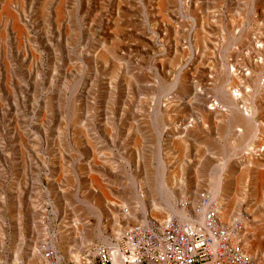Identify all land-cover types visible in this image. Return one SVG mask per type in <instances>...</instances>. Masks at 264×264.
I'll list each match as a JSON object with an SVG mask.
<instances>
[{
    "label": "rangeland",
    "instance_id": "obj_1",
    "mask_svg": "<svg viewBox=\"0 0 264 264\" xmlns=\"http://www.w3.org/2000/svg\"><path fill=\"white\" fill-rule=\"evenodd\" d=\"M162 177L264 264V0H0V264L79 255Z\"/></svg>",
    "mask_w": 264,
    "mask_h": 264
},
{
    "label": "built area",
    "instance_id": "obj_2",
    "mask_svg": "<svg viewBox=\"0 0 264 264\" xmlns=\"http://www.w3.org/2000/svg\"><path fill=\"white\" fill-rule=\"evenodd\" d=\"M238 231L237 223L229 226L207 210L202 222L171 218L129 227L119 239L83 253L79 261L60 259L50 247L42 254L46 264H254L234 241Z\"/></svg>",
    "mask_w": 264,
    "mask_h": 264
},
{
    "label": "bare ground",
    "instance_id": "obj_3",
    "mask_svg": "<svg viewBox=\"0 0 264 264\" xmlns=\"http://www.w3.org/2000/svg\"><path fill=\"white\" fill-rule=\"evenodd\" d=\"M6 3H4V6H5ZM258 4V3H257ZM178 5V4H177ZM3 8V7H2ZM9 12V11H8ZM13 14V13H12ZM14 15V14H13ZM12 16V15H11ZM15 26V25H14ZM16 28V27H15ZM16 30V29H15ZM3 35V34H2ZM20 37V36H19ZM19 40V38H18ZM190 53V52H189ZM256 54V53H255ZM108 60V59H107ZM6 61V60H5ZM5 63V62H4ZM7 63V62H6ZM6 65V64H5ZM250 66V65H249ZM257 71V70H256ZM261 71V70H260ZM259 69H258V72H260ZM229 72V71H228ZM132 74V73H131ZM229 74V73H228ZM256 74V73H255ZM259 74V73H258ZM259 76L257 77H253V82L255 84V82H257V79H258ZM181 78V77H180ZM181 81V79H180ZM250 85V84H249ZM181 86V84H180ZM185 87V86H184ZM188 87V86H187ZM234 88V87H233ZM187 89V88H186ZM258 89V88H257ZM190 90V88H189ZM259 90V89H258ZM173 91V90H172ZM186 94V93H185ZM260 94V93H259ZM197 95V94H196ZM229 96V102L230 104H234V101L232 99V97H230V94H228ZM198 98V97H197ZM228 98V97H227ZM197 101V100H196ZM238 103V102H237ZM213 106V105H212ZM237 106V105H236ZM194 107V106H193ZM198 107V106H197ZM209 107V106H208ZM251 108V106H250ZM175 109V108H174ZM193 109V108H192ZM162 112V111H161ZM160 112V113H161ZM215 112V111H214ZM239 112V111H238ZM159 113V114H160ZM229 113V112H228ZM237 114V113H236ZM243 114V113H242ZM228 115V114H227ZM158 116V115H157ZM246 116V115H245ZM248 116V115H247ZM235 117V116H234ZM240 117V116H239ZM239 117H236L239 119ZM242 117V116H241ZM218 118V117H217ZM235 118V119H236ZM244 118V117H243ZM140 120V119H138ZM226 121V120H225ZM207 122V121H206ZM238 122V121H237ZM249 122V121H248ZM257 123V122H256ZM219 124V123H218ZM217 124V126H218ZM241 124V122H240ZM243 124V123H242ZM228 125H229V122H228ZM232 125V124H231ZM236 125V123H235ZM209 126V125H208ZM243 126V125H242ZM236 127H240L238 124L236 125ZM257 127V126H256ZM220 129V127H218ZM229 128V126H228ZM244 128V127H243ZM234 130V129H233ZM231 131V130H230ZM248 131V130H247ZM246 131V132H247ZM251 131H253L251 129ZM219 132V131H218ZM233 132V131H232ZM256 132V130L254 131ZM252 132V133H246V137L249 139V140H253L254 137L256 136V134ZM245 133V132H244ZM176 134V133H175ZM182 134V133H181ZM184 134V133H183ZM193 136V135H192ZM86 137V136H85ZM140 137V136H139ZM143 137V136H142ZM171 137V136H170ZM198 137V136H197ZM244 137V136H243ZM243 137H241L243 139ZM137 138V137H136ZM213 138V137H212ZM184 139V138H183ZM204 139V137H203ZM137 140V139H135ZM143 140V139H142ZM207 140V139H206ZM184 141V140H182ZM251 142V141H250ZM142 143V142H141ZM134 144V143H133ZM140 146V145H139ZM142 146V145H141ZM186 147V146H185ZM206 147V146H205ZM58 148V147H57ZM58 151V150H57ZM138 153V152H137ZM140 153V152H139ZM212 154V153H211ZM185 155V154H184ZM138 159V158H137ZM164 159V158H163ZM208 159V157H207ZM96 161V160H95ZM125 161V160H124ZM126 162V161H125ZM210 162V161H208ZM184 163V162H183ZM200 163V162H199ZM206 164V163H205ZM204 164V165H205ZM230 166V165H229ZM166 167V166H165ZM199 167V166H198ZM205 167V166H204ZM167 168V167H166ZM184 168V167H183ZM170 170V169H169ZM167 170V172L169 171ZM203 170V168H202ZM254 170V169H253ZM134 171V170H133ZM172 171V170H171ZM180 171V170H179ZM198 171V170H197ZM207 171V170H206ZM181 172V171H180ZM179 172V173H180ZM189 172V171H187ZM176 173V172H174ZM179 173H176L175 175L179 174ZM183 173V172H182ZM192 173V172H191ZM136 174V173H134ZM161 174V172H160ZM167 174V173H166ZM171 174V173H170ZM181 174V173H180ZM197 174V173H196ZM201 174V173H200ZM227 174V173H226ZM252 174V173H251ZM172 175V174H171ZM191 175V174H190ZM237 175V174H236ZM95 176V175H94ZM93 176V177H94ZM160 176V175H159ZM162 176V175H161ZM163 176H165V173H163ZM181 176V175H180ZM223 172L221 171L219 174H218V177H217V181L220 182V179H223ZM227 177V175H225ZM232 176V175H231ZM167 177V176H166ZM193 177V176H192ZM196 177V176H194ZM199 177V176H198ZM135 178V177H134ZM171 177H169V179H167V182L170 180ZM173 178V177H172ZM176 178V177H175ZM181 178V177H180ZM179 177H178V182L181 180ZM186 178V177H185ZM174 179V178H173ZM180 179V180H179ZM194 179V178H193ZM203 179V178H202ZM230 178H228L229 180ZM94 180V179H93ZM99 180V179H97ZM140 180V179H138ZM137 180V181H138ZM162 180V181H161ZM165 180L166 178L165 177H162L160 179V181L157 183V185L159 186L157 188V192H158V196H159V199L156 200L157 201H154L152 199H150V196L148 197L147 193H148V190L146 189L147 188V184L145 182V180H141L139 182H133L134 179H133V187H134V200H135V203L137 204V206L133 207V209L131 211L127 210V209H122L121 212L119 213L118 215V218L117 219H112L113 222L112 224L110 225L109 229H104L100 226H97V230L92 234L93 238L91 240H88V239H84L83 238V241H82V244L81 246H88L86 248H83L81 250V253H78L77 254H74L73 251L75 250H78L79 247L76 246V243L75 241H72L70 239L71 236H68L65 232H62L61 233V240H62V244H63V248H64V253L63 255L61 253H59L56 249H55V245L54 243H51V245L49 246L51 249H53L54 251H56V253L58 254V256L60 257V259H67V260H75V261H79L81 259V256L83 253H91L93 248L97 245H107V244H110L112 241L114 240H117L120 238L122 232L126 229H128L129 227H133L135 225H149V224H153L155 222H158L159 224H161L162 222L170 219L171 217L172 218H176L178 221H181V222H189V221H197V222H202L203 220V217L206 213V206L201 208L200 206V209L197 210V211H190L188 210L186 207L188 205L187 201V205H181L182 203H184V199L180 200V202L182 201V203L180 204V207L179 206H176L175 204V200H174V195H173V192H171L170 188H168L167 186H169V184L166 186L165 184ZM191 180V179H190ZM195 180V179H194ZM227 180V181H228ZM236 180V179H235ZM95 181V180H94ZM174 181V180H173ZM177 181V180H176ZM192 181V180H191ZM226 181V180H225ZM233 181V180H232ZM171 182V180H170ZM132 183V184H133ZM175 183V182H174ZM173 183V184H174ZM182 183V182H181ZM186 183V182H185ZM194 183V182H193ZM229 183V182H228ZM227 183V184H228ZM96 184V183H95ZM150 184V183H149ZM179 184V183H178ZM239 184V183H238ZM100 185V184H99ZM176 185V183H175ZM184 185V184H182ZM192 185V184H191ZM222 185V184H221ZM172 186V185H171ZM177 186V185H176ZM178 187V186H177ZM188 187V186H186ZM195 187V186H194ZM218 187V185H217ZM126 188V187H125ZM173 188H176V187H173ZM228 188V187H227ZM226 188V189H227ZM178 189V188H176ZM174 189V191L176 190ZM188 189V188H187ZM103 190V189H101ZM100 190V192H102ZM181 190V189H180ZM183 190V189H182ZM186 190V188H185ZM258 190V189H257ZM123 191V189H122ZM173 191V189H172ZM192 191V190H191ZM197 191V190H196ZM177 192V191H176ZM122 193V192H121ZM129 193V192H128ZM154 193V192H153ZM184 193V192H183ZM190 193V192H189ZM188 195H191L189 194ZM196 193V192H195ZM228 193V191H227ZM185 195V193L183 194ZM127 196V195H126ZM125 196V197H126ZM152 196V195H151ZM177 197V196H176ZM187 197V196H186ZM190 197V196H189ZM220 197V196H218ZM222 197V196H221ZM108 198V197H107ZM191 198V197H190ZM213 197H210L209 198V201L210 200H213L212 199ZM224 198V197H223ZM180 199V198H179ZM187 199V198H185ZM226 199V198H225ZM124 200V199H123ZM189 200V198H188ZM206 200V198H205ZM191 200H189L190 202ZM238 201V200H236ZM128 202V201H127ZM223 200L222 198L220 200L217 201L216 205L214 207H210L208 208V210L214 212V214L216 215L217 218H226L227 215L224 214V209H223ZM193 203V202H192ZM103 204V203H102ZM234 204V203H233ZM237 204V203H236ZM213 205V204H212ZM61 206V205H60ZM94 206V205H93ZM128 208V207H127ZM215 208V209H214ZM167 209V210H165ZM233 210V209H232ZM231 211V210H230ZM232 212V211H231ZM107 214V213H106ZM229 215V213H228ZM113 216V215H112ZM74 217V216H73ZM231 217V215H229V218ZM111 218V217H110ZM114 218V217H112ZM227 221V219H226ZM102 222V221H101ZM100 222V223H101ZM109 222V221H108ZM250 222V221H249ZM133 224V225H131ZM245 225V224H244ZM252 225V224H251ZM95 226V225H94ZM106 226V225H105ZM104 227V226H103ZM108 228V227H107ZM84 229V228H83ZM87 229V228H86ZM238 229V228H237ZM93 230V229H91ZM249 230V229H248ZM66 231V230H65ZM69 232V230H68ZM67 232V233H68ZM78 233V231H77ZM92 233V232H91ZM249 233V232H248ZM82 235V234H81ZM260 235V234H259ZM91 237V236H90ZM234 239H235V236H234ZM53 241V240H52ZM238 241V240H237ZM92 242H96L98 244H92ZM236 242V241H235ZM240 242V241H239ZM242 244V241L240 242ZM256 243V242H255ZM243 246V245H242ZM74 247L76 249H74ZM82 248V247H81ZM40 252V250H38ZM245 251V249H244ZM37 252L35 249L32 250L31 253H29V258H28V262L30 261L31 263H40V260L43 259L41 254ZM246 252V251H245ZM247 253V252H246ZM92 254V253H91ZM43 255V254H42ZM247 255L251 258V256L247 253ZM254 260V259H253ZM16 261V260H15ZM43 264H46V261L44 260ZM254 264H258L254 261Z\"/></svg>",
    "mask_w": 264,
    "mask_h": 264
}]
</instances>
